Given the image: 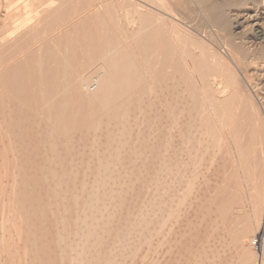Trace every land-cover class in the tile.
Listing matches in <instances>:
<instances>
[{
    "label": "rangeland",
    "instance_id": "1",
    "mask_svg": "<svg viewBox=\"0 0 264 264\" xmlns=\"http://www.w3.org/2000/svg\"><path fill=\"white\" fill-rule=\"evenodd\" d=\"M158 2H157V0H0V80H1L0 81V99L2 97V99H1L2 102L0 104V108L2 109V115L4 118V123L0 122V164H1L0 165V264H42L41 261L44 263V261L47 260L45 258L43 259V257H45L46 254L48 257L50 255V257H49L50 259L48 258V261L50 260V263L52 262V264H56V262L58 263L59 260L62 259L60 257L61 256L64 257V254H65V258H63L62 260L66 259L67 261L66 262L63 261L61 263L66 264L69 261L68 259H70L69 262L72 264L73 262L70 258V257H72V256H70L72 254L70 253V248L68 246L70 239H67V238L70 237V235L71 236L73 235L72 230L75 228L74 225L71 223V220L74 218L71 215H74V216L76 215L74 213V211H72V210H75V209L77 210V208H75L73 206L75 205L76 202L79 203V201H80L79 204L85 202L86 199H89L91 196V193L87 194V189H86V192H85L86 194L82 195V197L84 196V198L79 197L80 199H77V201L74 200L73 201L74 205H73V202H70L71 203V205H70L69 200L66 203L64 201L65 204H62L63 202L59 203V202H61V200H59L61 198H57L59 200V202L53 204L54 208H51V205H52L51 203L57 202V201H55L56 198H51V196L53 195V192H51V189L53 190V188L56 187L57 185H60L61 188H64V182H65L66 176H64L63 174L68 171V170H64V169H69L68 168L69 166H67L66 163H61L59 161L57 162L55 160L52 161V158L50 159V157L49 158L47 157L48 159L45 158V156H47V154L51 153V149H52V148H50V146H48L50 149L49 148L47 149V145H49V144L48 143L46 144L45 143L46 141H44V140H46L45 135H47V137H48L47 133L44 134L43 132L40 131L42 133L43 137L42 136L37 137V136L41 135L39 132V135H37L36 136L37 138H35V139H38L39 141L33 140L37 131L34 130L35 134L31 133V131L32 132H34V131L29 126H27V130H24L23 128L26 127V124L23 125V123H21V124L18 123L20 126L22 125L21 130H23V131H21L20 128H16L20 131V134L17 130L16 131L18 132V135H15L16 131H15V134L12 133L15 130L14 128L13 129L11 128L12 123L10 122L11 124L10 123L7 124L9 122L8 120H12V114H10V112H8L7 110L9 109V111H10L14 101L18 102L19 106L14 104L13 108H15V109L17 108V110H18L21 107L20 100H19V99H21V96H16L18 93H20L21 90L23 92L21 91L20 95H22L25 92L24 93L25 95H23V96L25 98H27L26 101H25V98L22 99L23 105L28 100L31 101L30 99L32 98V97L29 98V95L27 97V94H26L27 90H26V88H24V86H23V88H21L19 86V83H21V81H19L18 84L16 83L18 80H20V79L17 80V78L18 77L21 78L22 76H23V78L25 77V79H22V78L21 79L24 80L25 84L27 85L26 87H28V84H29L28 81H30V82L32 81L33 73H35L34 76L36 78L37 77L40 78L39 81H36V83L42 82V80H41L43 77L42 75L46 76L47 75L46 72L51 73L50 69L52 67H54V66H52V64L54 63L53 57L54 58L57 57L59 59L62 56L59 59L60 61H62V59H64V57H65V55L63 53L66 52L68 54V52L70 50L73 51V49H74V51H76L75 52L76 54L75 55L73 54V56L72 55L71 56L73 57L74 61L78 62V63L75 62V64L77 66L76 65H74V66H76V67L79 66L78 68H80L81 65L84 62L86 63V61H87L86 58H84V53L82 52V50L87 49V51L89 53V51H91V49L93 48L92 47L93 44H97L98 42H100L98 40L104 38L103 36L107 35V34L108 35L105 38L110 39L108 36H110V35L112 36L113 34H115L114 31L117 30V28H119V27H120L119 28L120 31L122 30V33L126 34L127 22L125 21V15H127L128 13H130V15H131V16L128 15L130 18L135 19L133 25H131V26H133V28H140L142 26V30L144 29L143 31H141L142 35L140 33V36H147V34L149 35L151 33V31L154 30L153 27L152 28L149 27V24L151 25L154 23V22H152L154 20H155V23L157 22L156 24L158 26H161V24H163V23H168L172 28H174L175 36H176V38L179 39V40L178 39L177 40L179 42L180 48L183 46L182 49L179 48V51L182 53H179V51H178L175 55V63L177 65V68L179 69L178 74H177L178 80L180 78L183 79V80L180 79L179 85L182 83L180 86L182 92L184 90H187L188 89L187 87L189 85L192 87L193 90L195 89L194 91H195L196 96L193 97L192 101H194V102H192L191 106H192V108L196 107L195 108L196 110L193 109V112H192V113L196 114V115L193 114V116L196 117V119H195L196 127L199 123L200 124L197 127V129L199 128V130L196 129V134L194 136H195V138L199 137L198 140H199V143L201 142L200 146L203 150L200 148V146L197 147L198 149H200V150H197V152L200 151L201 153L200 152L196 153L197 157L194 161V166H195V167L193 166L194 172L192 171L194 173V176H193L194 178H192V180H191V182L194 184L191 183V185H192V186H190L191 189L187 190V194L185 193L184 195H182V193H181V195L184 197V199H183L184 201L179 206V209L176 212V214H174L172 217H170L171 221L168 220V222L170 221L172 223L167 222V224H166L167 226H171L170 224H172V226L168 227V228H167V226H165L166 229H162L164 227L162 226V224H161L162 222L160 221V220H163V216H162V219H160L161 216H159V213H162V210L160 212H159V210L156 211L158 206L160 209L162 201H163V198L157 197L158 195L161 196L162 193H161V195L159 193H156V191L161 192L160 191L161 189L159 188V185H158L160 183H158L156 181V179L159 178V176L157 174H154L156 176H150L153 174L152 171L154 169V166H155L154 172L156 171V168H159L157 165L154 164V165H152L153 167L151 166L152 167L151 168L150 167L151 163L147 162L149 165L147 163L146 164L149 166V168L145 171V169L147 168L146 167L147 165H146L145 166L146 168L143 167L144 169L141 168L139 171L138 168H139L140 164L139 165L137 164V166L134 165V167H135L134 169H132L133 166L131 164H129V166H128V163H125V164H127V165H125L127 168L124 167L123 164H121V167H123L124 171L121 170L122 171L121 172L120 170H118L117 173H119V174L120 173L122 174L123 172H124V174L126 173L125 176L123 177L124 181L121 178L124 174L123 175L120 174V178L116 177V176L119 177V175L115 176V174H117V173H115L117 171L116 168H118L116 166V164L110 165L111 166L110 168H108L109 166L108 167L104 166L105 168L102 166V168H100V169H106L104 172H102L100 169H98L99 166L94 165V164L90 165L88 167H86L87 165L84 163L79 165L80 169L78 171H81L83 169V173H81L82 171L78 172L79 176L75 175L77 173V171L75 173H72V174H74L72 176L73 178L74 177L77 179L79 178L78 182H80V180H83L82 176L86 177V179L92 178L89 176V174L91 175L94 173L93 175L97 177V175H95V173L99 172L98 177L100 176L99 178L101 180L104 179V181H102L101 184H104L103 182H106V181L109 182V184L111 182L110 185L109 184L105 185L106 184L105 183L101 187H106V188L110 187L109 191H114V193L120 194L119 196H122V197H120V199H122V198L124 199L122 201L119 199L116 200L114 197L118 198L119 196L115 195V196H112V198L115 199V200H113V199H111V195L113 192L112 193L110 192V194H109V192L105 188L101 189L99 187V190L96 193L97 194L99 193V195L102 197H104L108 193L110 195V198L107 196L106 197L109 198V200L110 199L113 200V202L110 200L112 203L109 202L108 204H111V205L106 206L108 204L105 201L106 203H104V204L106 207L104 206L105 211H103V213L105 215L100 214V212H98L100 214V215L99 214L98 215L100 216V218L101 217L104 218V220L110 219V222H111V224H113L114 228L112 227V225H110V222L108 221L109 223H107V224L109 226L107 227L108 229H106L105 227L107 225L104 223V220L101 221L100 218H98V220H99L98 223L100 224V221H101L102 224L104 223V226L105 225L106 226L104 227L101 224L103 227L100 225V228L101 227L102 228L101 229L97 228V229L99 231L101 230L102 232H100V234L105 235L106 237L105 236H103V237L99 236L100 234L98 233V231H96V233L91 236L92 240L90 238H89V240L92 242L93 245L96 244V246H98L99 249H100V245L102 243H103L102 245H105L106 248L101 246L103 248V249L101 248L102 251H101V249H100V251H99V249L97 251V249L95 247L96 251L95 250L93 251V249L91 250V247L93 248L94 246L90 242L89 244H91V246H89L86 249V251H87V253H85L86 255L85 256L83 255L85 250L81 254L84 256L83 264H89V263L91 264V262H93L92 264H94V263H96V264L102 263L103 264V262H104V264H106L107 262H108V264H119L120 260H121L120 264H123V263L124 264H155V263L156 264H264V250H263L264 249V236H263L264 235V128H263L264 127V118H263L264 113H263V109L261 108V106L263 107V105H260L258 103L257 105H260V106H257V108L258 109L261 108L262 111L260 110V112H259L258 109H256L255 114H254V113H252V111L248 110V105H249L248 104V98L245 96V94H242V96H241V94H238L240 96H237V98H234L233 102L229 103V105L231 107V111L227 112V113L225 112V114H227V115H223L220 118L222 120L224 119V121H222V122H224V124L220 129L221 134H222V140L220 141V143L218 142V139L214 141V144H215L214 145L215 149H213L214 151L211 149L206 150L205 149L207 146L206 143L211 141V140H214L212 138V135L210 134L211 129L209 127V125L211 126V124H213L214 118L210 114V112L208 110L209 109L208 105H206L205 100L201 99V97L204 98V95L202 96V94H201V97H200V93H202V92L199 91L198 88H201L203 85V87L201 89L204 88V90H205V87H206L205 91H207V93L209 92L211 94V92L213 93L212 89L214 90L215 86H216V84H212L213 83L212 81L215 80L214 79L215 77H217L216 80L218 82H220V80H221V82H226L227 73H229V72L225 68L226 67L224 65L225 62H224V60H222L223 57H221V55H218V51L220 54L222 53L223 54L222 56H224V58L226 57V59H227V56H226L227 52L225 54L223 53L226 51V49H225L220 37L217 35V37H219V41H221V42H218L217 41L218 38H216V36H215L217 33L214 32V34H213V32H212V31H214L213 28L210 27V25H207V23H205L204 20H202V18L197 19L194 17V19L193 18L187 19V17H184V15L182 14L183 10L179 11L180 8H177L173 4L168 6L169 0L167 3L164 2V3H166V5H164V3H162V2H160L161 3V5H160V3H158ZM160 6H161V8H160ZM162 6H163V8H162ZM173 7H175V8H173ZM182 15L184 18L182 17ZM98 17H99V20H98ZM100 17H103V18H100ZM28 19H29V21H28ZM100 19L101 20L105 19V20L100 21ZM190 19H191V21H190ZM192 19H193V21H192ZM199 19H201V22L202 21L204 22V23L202 22L203 26H202ZM147 21H149V22L147 23ZM99 22H100V24H99ZM191 22H193V23H191ZM198 22H199V24H197ZM114 23L116 25H114ZM144 26H145V28H144ZM19 27L21 30L19 29ZM123 28H125V29H123ZM104 29H105V31H104ZM108 29H110V30H108ZM149 29H151V30L149 31ZM210 29H212V30H210ZM230 30H231V32L235 33V35L241 36V34H237V31L235 32V30L232 28V26H231ZM103 32L104 33L106 32V34H104ZM101 33H103V34L101 35ZM210 34H211V36H210ZM101 36H102V38H101ZM213 36L215 37L216 40H214ZM94 37H96L98 39H95ZM91 38H94L95 41H93L94 39L91 40ZM68 39L69 40L71 39L70 41L72 43H70V41ZM87 39H89V40H87ZM82 40H84L85 42L86 41H88V42H86V43L84 42V46H82V44H83ZM73 41L77 44L75 45V43H73ZM79 41H81V42H79ZM211 42H212V44H211ZM68 44L70 45V47ZM71 44H74V46H76V48H74V46ZM78 44H80V45H78ZM217 44H220V46L221 45L222 46L220 47ZM204 45H208V46H204ZM88 46H90L91 49H90V47L88 49ZM95 46L96 45H94V48H93L94 50H95ZM80 47H82V50ZM214 47L216 49L219 47V49H217V51H216V49ZM65 49H68V50L65 51ZM188 49H189V51H188ZM74 51L73 52L70 51V53L72 54V53H74ZM214 51L217 53H215ZM212 52L215 53V55L213 54L214 56L212 54H210ZM58 53H60V54H58ZM69 54L66 56L69 57ZM81 54H83V55H81ZM91 54H94V51H92ZM50 55H52V57H51L52 60L47 58L48 56L50 58ZM186 55H188L189 57ZM71 56H70V58H71ZM40 59H42L41 61L43 63H41V61L40 62L37 61L40 63L39 64L40 66H39L38 63L36 62V60H40ZM211 59H213L214 61ZM47 60H49V61L51 60L52 63H48L49 61H47ZM177 60H179V62H177ZM74 61H73V63H74ZM215 61H217V62H215ZM219 61H220V63H219ZM33 63H34L35 67H37V65H38V67L36 68L37 70L34 68ZM55 63H54V65H57ZM183 63L184 64L186 63V65L189 66V69H187L186 65L184 66ZM200 63H202V64H200ZM205 63H207V64H205ZM216 63H217L218 67L215 65ZM49 64L51 65V68H49L50 67ZM99 64H101L100 61L98 63H96V61H95L93 64L94 67L89 68L90 71L89 70L87 72L80 71V79L77 83L75 82L73 85L75 87L74 88L75 93H77V94L79 93L83 97H86L89 95V93H91V91L93 89L95 90V87H96L95 86V84H96L95 80L97 79V83H98V80L100 79V77L102 75V70H100L99 68L96 69V67L99 66ZM212 64H214V66ZM219 64H221L222 67L219 66ZM58 65H59V62H58ZM68 65H70V64H66L65 66H68ZM178 65H179V67H178ZM46 66H48V67H46ZM42 67L43 68L45 67L44 70L42 69ZM192 67L194 69H192ZM24 68H31V69H24ZM218 68L221 72L219 70H218L219 72L216 71ZM19 69H21V70H19ZM45 69L47 71H45ZM30 70L33 72H31ZM25 71H27V72L30 71L28 73L29 74L31 73L32 75L27 74V76H26L27 72H25ZM187 71H188V75H189V71H190V74L192 73L191 74L192 77H191V75H189L191 78L187 75ZM214 71H216V73H214ZM224 71H227V72H224ZM185 73L187 76L185 75ZM200 73L202 75H200ZM204 73H206V74H204ZM21 74H22V76H19ZM36 74H38V76ZM198 74H199V76H198ZM217 74H219V75L217 76ZM225 74H226V76H225ZM39 75H40V77H39ZM75 76H76V74H75ZM75 76L73 75L72 79L75 78ZM223 76H224L223 79L219 78V77H223ZM15 78L17 81L15 80ZM26 78H27V80H26ZM36 78L34 79V77H33V80H37ZM192 78H194L195 81ZM197 78H198V80H197ZM199 78H202L201 81ZM190 79L192 80V82ZM69 80H71V77ZM186 80L187 81L190 80V82H186ZM206 80L209 81L208 85H207ZM24 82L22 81V83H23L22 85H25ZM50 82H52V81H50ZM200 82H202V83H200ZM34 83H35V81H34ZM34 83H32V86ZM49 83H48V85H49ZM192 83H193V85H192ZM13 84L16 85L15 87L17 88L18 91L20 90L19 92H17V91L12 92ZM51 84L52 83H50V85ZM200 84H201V86H200ZM6 85H7V87H6ZM185 85H188V86H186V88H185L184 87ZM8 86H9V89H11V90L8 89ZM38 86H39V84L34 85L35 93H37L36 91H38L37 90ZM193 86L195 88H193ZM208 86H210L211 92H210V88ZM42 87H44V85H42ZM54 87H52V88H54ZM35 88H37V89L35 90ZM13 90H16V89H13ZM196 90H198L199 92ZM28 92H29V89H28ZM185 92L186 91L183 92L184 94L182 97V101H184ZM63 93H65V92H63ZM66 93L69 94V92H67V91H66ZM11 94H14V95H11ZM68 94H66V95H68ZM61 95H62V93H60V96ZM11 96H15L16 98H18V100H16V98H14V97L12 98ZM58 97H59V95L56 96V99ZM199 98L201 100H198ZM227 98L229 99V97H227ZM11 100H12V102H11ZM36 101H38V100H36ZM196 101H198V102H196ZM200 101H202V102L200 103ZM8 102H11L10 108L8 106V105H10ZM3 103H4V105H3ZM202 103H204V104H202ZM37 106H39V102H38ZM68 106L69 107H75V106H78V103L75 101L74 98H72L68 101ZM197 106H199L200 108L203 107L204 110L202 109L200 111V108ZM198 108L200 111V113H198L199 115H197ZM202 111H204L205 113ZM187 112L188 111H184V113H183L184 115L180 116V118H182V119H180V126L181 127L183 125L182 123H184V121L188 120V119H185V118L189 117ZM5 113L7 115L9 114L10 117H9V115L7 116ZM186 115H187V117H186ZM210 116L212 119L210 118ZM7 117L11 118V119L7 120ZM260 117H262V118H260ZM15 120L14 119L12 120L13 123ZM196 120H198L199 123ZM211 120H213V121H211ZM5 123H6V125H5ZM8 125H11L10 128ZM20 126L17 125V127H20ZM196 127L194 126V128H196ZM5 128H8L7 130L11 129L12 132H11V130H9V132H6V131L3 132L2 130H6ZM28 129H30V131H28ZM207 129H210V130L208 131ZM200 130H201V135H199V132H198ZM24 131L25 132L28 131L27 132L28 134L25 133ZM197 132H198V134H197ZM9 133H10V135L13 134V136H10ZM22 133H24L23 136H20V138H19V135H22ZM26 134H27V136L31 135V136H28V138L29 137H31V139L33 138L32 140L29 138L30 141H32L33 145H34V143H37V144H35L36 147L38 145V147H40L41 150L44 148L43 151H41V152H44L43 155H41L42 153L38 154L40 152V150H39L40 148L39 149L37 148V151L39 150L38 152H35L36 149L33 152L34 154L36 153L35 155H38L37 156L38 160L40 159V162H42V164L40 166L37 165L39 163V161L36 160L37 158L34 157L35 156L34 154H33V157H34L33 160H36L35 162H36L37 166L35 165V163L32 159L31 160L33 162L30 160V156L25 158L26 163H28V161L30 160L29 161L30 164L22 163V162H24V160H22V159H21L22 162L20 161L19 155L21 153L20 152L21 147L23 148V144H22V146L20 144V143H23V139L22 140H20V139L22 137H24V140H25L24 143L26 144L27 143L26 140H28V138L27 139L25 138ZM204 134H205V136H204ZM196 135H197V137H196ZM219 136L220 135L218 134V137ZM5 137H7V138H5ZM16 137H17V139L19 138V140L21 142H19V140H16ZM210 137H211V140H210ZM13 139L18 141V144H16V141H14ZM40 140H42L41 143H39ZM10 141L12 143H10ZM30 141H28V142H30ZM253 141H254L255 145L253 144ZM14 142H15L16 146H15V144L12 145ZM42 142L45 143L44 145H46V146H44L42 144ZM250 142L252 144H250ZM8 143H10L12 145L11 148H10L11 145ZM32 143L30 142V144L28 143V145L32 146ZM7 144L10 146L8 147ZM18 145H20V147ZM28 145L26 144L25 147H27ZM14 146L16 148L18 146V150H16L17 153L13 151L15 154L13 156L12 150L16 149ZM31 146H30V148H31ZM25 147L23 149L24 155L21 154L20 157L22 155L25 157L29 153L30 154L32 153L33 150L28 148L29 153L27 152V154H26L25 149L27 150V148H25ZM32 147H33V149L36 148L34 146H32ZM9 150H11V151H9ZM47 150H50V151H47ZM18 151L20 153H18ZM45 151H47L46 155H45ZM10 152L12 153V155ZM199 153H200V155H199ZM203 154H204V156H203ZM17 155H18V158H16ZM39 155H40V157H39ZM5 156H6V158H5ZM41 156H43V158H45V161L47 160V163H44V161H43L44 159H41L42 158ZM200 157L202 158L203 161L201 160ZM14 158H15V161H12V160H14ZM212 158H213V161H212ZM27 159H28V161H27ZM49 159L51 162L49 161ZM16 160H17V162H16ZM196 161L198 163H195ZM31 162L33 165H31ZM17 163H19V164H17ZM20 163H22V164L20 165ZM143 164L144 163H142V165H140V166L145 165V164L144 165ZM27 165L32 166V167H29L30 170H29V168H27ZM117 165H120V164H117ZM19 166H23V169L26 166L25 170L27 172L29 170L30 175L26 171L24 174H23V172H20L21 169L20 170L18 169ZM81 166L83 168H81ZM112 166L114 169H112ZM115 166H116V168H115ZM33 167L35 170L33 169ZM92 167H94V168H92ZM121 167H119V168L121 169ZM128 167L130 168L129 172L127 171ZM136 167H138V168H136ZM40 168H41V170H40L41 174H42V172L44 173V175L46 174V176L48 174L47 178L45 176V179H42V178H44L43 175L38 173V171H39L38 169H40ZM50 169L51 170L53 169V171H51ZM88 169H90V172H92V173H90ZM96 169H97V171H95ZM135 169H136V171H138V173L140 172L139 173L140 176H141V174L143 175V176H141V179H140V177L138 178L136 176L138 173H135L136 172ZM149 169L151 172L149 171ZM195 169H196V171H195ZM16 170H18L17 172H19L20 175H19V173L18 174L16 173ZM87 170H88V172H87ZM107 170H108V172H107ZM109 170H111V171H109ZM114 170H116V171H114ZM141 170L142 171L144 170V171L142 172ZM50 171H51V176L49 175ZM100 171L102 173H105V174H101ZM147 171H148V173L150 172V175L149 174L147 175V173H146ZM34 172H37V173L35 174ZM109 172H111L112 175ZM112 172H114L115 174ZM69 173L71 174V172H69ZM38 174L40 175L42 180L39 178ZM52 174H54L56 176H54V175L52 176ZM70 174H68V176ZM71 175L69 177H71ZM93 175H91V176H93ZM17 176L21 179L27 178L28 180L27 179L23 180L25 182L27 181L25 183L27 185L29 183L30 178H32L31 180H33V177H34V179L38 178L39 182L37 180H34V181L30 180V187H31V185H32L33 189L35 187V192H37V193L39 191L38 188H41L45 191V188L47 189L48 185L50 186V184L52 186L55 184L56 186L54 185L53 187L52 186L48 187L51 189H48V191L50 190L49 191L50 194L48 193V195L46 197H45V195L47 194V192H43V190H40L39 193L37 195H35L33 189H31L30 187H29L31 189L30 191H33V192H30V191H29L30 193L27 192L29 190V188L26 187L27 185L23 186V185H25L24 183H22V185H21L20 181H22V180L20 179V181H19V178ZM61 176H62V179H61ZM146 176H149L150 178L152 177V179L148 180ZM28 177H30V178H28ZM134 177L136 179H138V181H136V179ZM142 177H144V178H142ZM153 177H156L155 181L157 182L158 190H155V188H157L156 183H155V186H152L150 189H146L149 186L148 184H152V183L154 184ZM16 178H18V179H16ZM51 178L53 180H51ZM67 179L68 178H66V180ZM146 179L148 180L149 183L146 181ZM40 180H41V182L43 181L42 184H39V183H41ZM61 180H62V182H61ZM87 180H88L87 183H89L91 179H87ZM101 180H100V182H101ZM129 180L131 182L133 181L132 182L133 185ZM150 180L151 181L153 180V181L151 182ZM193 180H194V182H193ZM15 181H17V183H19L18 184L19 186L17 185V183ZM53 181H55V182H53ZM31 182L32 183L35 182L34 187H33V184ZM119 182H120V184H119ZM44 183L47 187L44 186ZM125 183L126 184L128 183V184L126 185ZM146 184H147V187L145 186ZM86 185H85V188H88ZM113 185H117V186H113ZM142 185L144 186V188ZM132 186L134 188H132ZM117 187L118 188L122 187L123 190L125 188L126 191L120 190L122 188H120L118 190ZM27 188H28V190H27ZM172 188H173V186H172ZM176 188H177L176 185H174V188L170 191H174ZM18 191H20V193ZM24 191H25V193H24ZM106 191H107V193H105ZM119 191H121L122 193ZM31 193H32V195H30ZM40 193L42 195L46 193L45 195H43L44 199L42 198V195H40ZM51 193H52V195H51ZM101 193H104V195ZM114 193H113V195H114ZM125 193H127V196L124 195ZM129 193H131V195ZM21 195L22 196H28L29 195L28 196L29 199L27 197L26 198L24 197L25 200H23L24 198L21 197ZM34 195H35V198L33 197ZM40 196L43 200L40 199ZM15 197H16V199H15ZM19 197H21V198H19ZM49 197H50V200L52 199L51 203L49 201ZM102 197H101V199H102ZM17 198H19L20 200L17 201ZM35 199H36V201H35ZM47 199H48V201H47ZM53 199H54V201H53ZM81 199L83 202H81ZM21 200H22V203H21ZM33 200L37 203L33 202ZM38 200H40V201L42 200L43 203H41L42 201L40 202ZM44 200L48 203L47 204H46V202L44 203ZM231 200H232V202H231ZM23 202L26 204L28 203V205H26V206L24 204V206L27 208H28V206L30 208H32L30 204H32L33 207H34L33 204H35L34 209L32 208L35 211L37 210V207H39L36 205L42 204L41 206L42 207L44 206L45 211L47 209L48 212L46 211L47 213L45 214L44 210L41 211L44 208L41 209V207H39L38 210L42 212L41 213L42 216H41V214H39L40 212L37 211L35 214L37 215V217L39 216V218H37L35 216L37 218V222H36V221H34V216H33L35 211L33 212L31 209L28 211L30 213L32 212L31 214H29V216H28V214H26L28 212L22 213V214H26L25 215L26 217L28 216L27 218H25L24 215L22 216L20 211H22V210L26 211L27 209L23 206V208L26 210H24V209L19 210L20 207L18 206V205H20V206L23 205ZM117 202H118V204L121 202L119 205V207L121 206L120 207L121 209H119L117 207L118 206V205H116ZM149 202L150 203L153 202V204H150ZM157 202H159V203H157ZM59 204H62L66 208H69V209L67 210L62 205H61L62 207H59L60 206ZM149 204H150V206H148ZM81 205H83V204H81ZM87 205H89V202ZM113 205H114V209H111V208H113L112 207ZM142 205L143 206L145 205L144 208H142L143 207ZM46 207H49V208H46ZM55 207H56V209H55ZM76 207H78V206H76ZM139 207H141L142 209H139ZM80 208H81V206H80ZM49 209H51L50 212L53 211L54 213L50 214ZM52 209H54V210H52ZM61 209H62V214L60 215L61 217H59V215H57V214H58V210H61ZM102 209H103V206H102ZM151 209H152V211H151ZM223 209H224V211H223ZM137 210L139 211L140 214L142 213V211H143V213H145L143 216L141 215L142 218L139 215V213L137 212ZM64 211H67V212H65L66 214L64 213ZM59 212H61V211H59ZM70 212H72V213L69 215ZM101 212H102V210H101ZM107 212L108 213L110 212V213L107 215ZM121 212H122V214H121ZM153 212H155L154 214H156V216L153 215ZM156 212H159V213H156ZM218 213H220V214H218ZM222 213L223 214L226 213V216L224 218H223ZM43 214H45L47 217L43 216ZM112 214H113V216H111ZM56 215L58 216L59 220H58ZM152 215L155 219L158 217L156 219L157 221H155V220H153V222L149 221V218H151ZM160 215H162V214H160ZM32 216H33V219L32 218L28 219ZM67 216H68V218H69V216H71L72 219L70 220V218H71L70 217L68 220ZM137 216L140 217L141 219H139ZM153 217H152V219H153ZM40 218H41V220H40ZM46 218L50 222H47ZM55 218H56V220H55ZM23 219H24V222L26 219H28V220H26V222L32 221L31 226L34 225V227L29 228V222H28V224L25 222L27 224V225H25L23 223ZM43 219H45V220H43ZM125 219H127L129 221L133 220L134 222L136 221L135 222L136 224L132 225L131 221L130 222L127 220L125 221ZM39 220H40V222H39ZM57 220L59 222H60V220H61V222H64L62 224L60 222L59 226L56 225V228H57V226L58 227L61 226L58 229H60L64 233L63 236L62 235L59 236L57 233H60L61 231L54 228L55 224H58ZM112 220H113V223H112ZM46 222H47V224H46ZM134 222H133V224H134ZM37 223H38V225H37ZM49 223L51 226L48 225ZM65 223L68 225L66 226ZM69 223H70V226H69ZM147 223H149V224L147 225ZM159 223H160V226H159ZM115 224H116V226H115ZM223 224H227V226L232 225V227L234 229H232L230 227L229 230H233L234 232L235 231L238 232V230L240 232V230H242L241 233H237V234H241V235L243 234V236H245V239L243 237V239H244L243 244H241L242 242L240 243L236 240L234 242L232 239H231L232 241L231 240L229 241L228 240V239H230L229 236H228V239H225L224 233L222 235H220L219 234L221 232L220 228ZM229 224H231V225H229ZM44 225H46V226H44ZM63 225L65 227H63ZM71 225L74 228H72ZM130 225L134 226L133 229H132V226L130 227ZM26 226H28V227L26 228ZM36 226H38L37 229L39 230L40 233L36 229ZM110 226H111L112 230H111ZM119 226L126 227V230H125V228L121 229L123 227L120 228ZM66 227H69V228L67 229ZM117 227L120 228L117 231L118 233L116 232L118 235L115 233V230H114V229H117ZM24 228H26V229H24ZM50 228H51L52 232L54 231L55 233L50 232L51 231ZM61 228H63V230H67V231L69 229L70 230L72 229L71 230L72 233H70V231H68L69 233H66ZM64 228H66V229H64ZM137 228H138V230H137ZM23 229L25 230V234H24V231H22ZM28 229H29L30 235L28 233H26V230H28ZM129 230L131 232H129ZM165 230H166V233H165ZM30 231H33V234H32L33 236L31 235ZM34 231L37 232V234H35ZM44 231H45V233H44ZM106 231H108L109 233H107ZM62 232L60 234H63ZM236 232L233 233L231 231L230 234L232 236L233 235L236 236L237 235ZM246 232H248L249 234ZM38 233L40 235H38ZM119 233L122 237L123 236H125V237L127 236V237L126 238H124V237L120 238ZM34 234L36 235V237H34ZM43 234L45 235V237H44L45 239L48 238L49 236H52L53 234H55L56 238L53 235L54 240L56 239L58 242L62 241L63 244H61V242H59L60 244L57 245L58 243L56 241H54L52 237H50L51 238L50 241L52 242V244L57 243L56 246L52 245L51 243H47V240H48V242H50L49 238L45 240L46 241L45 244H47V245H44V239H42ZM65 234L66 235L68 234V237H66ZM108 234H110V236ZM37 235H38V238H41V236H42V238L39 239L40 240L39 243L41 246L40 245L36 246L37 245L36 242L38 240ZM57 235H58V237H57ZM26 236H28V237H26ZM93 236L99 237V238L101 237V239H103L105 244L102 240H101V242H102L101 243L98 238H94ZM144 236H145V239H144ZM147 236H148V238H147ZM25 237H26V239H25ZM32 237H33V241L36 240L34 243L31 240ZM104 237H105V239L107 238L108 240L112 241L113 245L115 246L116 250H118V252L115 249H114L115 251L113 250L112 243H110L111 245L108 243V241H107L108 244L106 243V241L104 240ZM165 237L168 239H166ZM253 237H255V240H253V241H255L256 243L254 245H253V242H251L249 245L246 244ZM27 238L30 239V241H31L30 244L33 243V246L35 245L33 247L34 250L32 248V245L29 244V240H27ZM59 238H61V239H59ZM119 238L122 241H119ZM163 238H165V239H163ZM62 239H65V241L68 242L67 245H65L64 247H66V246H68V247L64 248L62 246L65 243L64 240H62ZM94 239H96V241ZM147 239H149L150 241L147 242L146 241ZM161 239H163V240H161ZM98 240L101 244L99 242H97ZM137 240L139 242H137ZM42 241H43V244L41 243ZM115 241L118 242V243L116 242L117 245H116ZM129 241H130V243H128ZM140 242H142V243H140ZM165 242H166V244H165ZM237 242H238V244H236ZM123 243L125 245H123ZM126 243H127V245H126ZM138 243H140L141 245H138ZM162 243H164V244H162ZM27 244H29V245H27ZM50 244L52 245V247L49 248V246H51ZM42 245L47 246V249L46 248L44 249V247ZM60 245L62 248L60 250L58 248L56 249L57 246L60 248ZM69 245H70V243H69ZM108 245L111 246L112 249L109 248ZM29 246L32 249L28 248ZM166 246H167V248H166ZM242 246H244V247H242ZM35 247H36V249L38 247H41L43 249V250H41L40 248H38L41 250V253L43 252L42 258H41L43 260H39V257L36 256V255L40 256L41 253L37 254L36 251L40 252V250H36ZM134 247H135V249H134ZM48 248H49V250L50 249L51 250L49 251ZM248 249H250V250H248ZM55 250H57V251H55ZM32 251H34V253H36V255H34V253H32ZM103 251H106V252L108 251L110 255L112 254V256L114 255L115 252L117 254H115L116 256H113L111 258H110V255L107 256L111 259L110 260L107 257H105L108 252L105 254ZM112 251H114V253H110ZM246 251H248V252H246ZM97 252H100V254L102 252L104 254V256H103L104 259H102L103 258L101 256L102 254L98 255L99 253L97 254ZM48 253H49V255H48ZM59 253H61V254L64 253V254L63 255L60 254L61 256H59ZM90 253H92V254H90ZM53 255L56 256V259H57L56 262H55V260H56L55 256L52 258ZM57 255L59 256V258ZM89 255L91 257L94 255V257L91 258ZM97 255L99 257L101 256L102 258L100 257V260H99ZM87 256L89 257V259L90 258L92 259V261L87 260V261H90L89 263L85 259V258L88 259ZM94 259H96L95 260L96 262H94ZM102 260H103V262H100ZM104 260H106V263ZM47 262H45L44 264H47ZM69 262H68V264H70ZM50 263H48V264H50ZM61 263L59 262V264H61Z\"/></svg>",
    "mask_w": 264,
    "mask_h": 264
},
{
    "label": "bare ground",
    "instance_id": "2",
    "mask_svg": "<svg viewBox=\"0 0 264 264\" xmlns=\"http://www.w3.org/2000/svg\"><path fill=\"white\" fill-rule=\"evenodd\" d=\"M159 1V2H158ZM144 2V1H143ZM157 2L158 3H160V2H162V3H164V2H168V0H157ZM131 3V2H130ZM166 3H164V5H166ZM169 5L168 6H170L171 4H173L174 6H176L177 8H180V10L179 11H182V14L184 15V17H187V19H189V18H193L194 19V17L195 18H202V20H204V22L205 23H207V25H210V27H212L213 28V30L214 31H212L213 32V34H214V32H216L217 34L215 35L216 36V38H218L217 39V41L218 42H221L222 41V43H223V45H224V47H225V49H226V51L225 52H223L224 54L227 52V59H226V57L224 58V56H222L223 54L221 53H219V51H218V55H221V57H223L222 58V60H224V62H225V68L228 70V72L229 73H227V77H226V82H221V80H220V82H218L217 80H216V78L217 77H215L213 80L214 81H210L212 84H216V86H215V89L213 90L212 89V91H213V93L211 92V88H210V86H208L209 88H210V92H211V94L209 95L208 93H207V91H205L206 90V87H205V90H204V88L203 89H201L202 87H203V85H202V87L201 88H198V90L199 91H201L202 93H200V97H201V94H202V96L204 95V98H202L201 97V99H203V100H205V102H206V105H208V110H209V112H210V114L213 116V120H211V121H213V124H211V126L209 125V127H210V129H211V131H210V134L212 135V138L214 139V140H211V137H210V140L211 141H209V142H207L206 143V150L207 149H211V150H213V149H215V147H214V141L215 140H217L218 139V142L220 143V141L222 140V134H221V127L223 126V124H224V122H222V121H224V119L222 120V119H220L223 115H227V114H225V112L227 113V112H230L231 111V107H230V105H229V103H231V102H233L234 101V98H237V96H240V95H238V94H241V96H242V94H245V96L248 98V110L249 111H252V113H254L255 114V111H256V109H258L257 108V106H260V105H263V107L261 106V108L263 109V113H264V0H169ZM151 5V4H150ZM160 5H161V3H160ZM154 6V5H153ZM152 6V7H153ZM167 6V7H168ZM166 7V6H165ZM117 8V7H116ZM154 8V7H153ZM160 8H161V6H160ZM162 8H163V6H162ZM173 8H175V7H173ZM176 8V9H177ZM175 9V10H176ZM157 10V9H156ZM161 11V10H160ZM139 12V11H138ZM177 12V11H176ZM147 13V12H146ZM127 14V13H126ZM176 14V13H175ZM99 15V14H98ZM114 15V14H113ZM128 15H130V13H128L127 15H125V21L127 22V24H126V28H127V32H126V34L125 33H122V30L120 31V27L119 28H117V30H115L114 31V33L115 34H113L111 37L110 36H108L110 39H108V38H105L107 35H104L103 37L104 38H102V36H101V38L102 39H100V40H98V41H100V42H98L97 44H93V48H94V45H96L95 46V50L93 49H91V47L90 46H88V49H89V47H90V49H91V51H89V53L91 54L92 53V51H94V54H89L88 53V51H87V49H85V50H82V47H80L81 48V50H82V52L84 53V58H86V63L84 64H82L81 65V67L80 68H78V67H76L77 65L75 64V62L76 63H78L77 61H74V59H73V54L75 55L76 53V51H74V49H73V51H74V53H70V51L71 52H73L72 50H70L69 52H68V54H69V57L68 56H66V55H68L66 52V54L65 53H63L64 55H65V57H64V59H62V61H60L59 59L62 57L61 55V57L58 59L56 56V58H54L53 57V59H54V63L55 64H57V65H54V63L52 64V66H54V67H52L51 68V65H50V67L49 68H51L49 71L51 72V73H49V72H46V76H44V75H42L43 77H42V82H37L36 83V81H39V79L40 78H36L35 76H34V74L35 73H33V77H34V79L36 78L37 80H33V77H32V83H34V81H35V83L33 84V86H32V83L30 82V81H28L29 82V84H28V87H26L27 85L25 84V82H24V80H22V79H25V77L23 78V76H22V74L21 75H19V76H22L21 78H17V80L18 79H20V80H16V78H15V80L17 81H15L17 84L19 83V81H21V83H19V86L21 87V88H23V86H24V88H26V94H27V97H28V95H29V98H31L30 100L31 101H27V102H25L24 103V105L22 104V99H24L25 97L23 96V95H25L24 93L22 94V95H20L21 94V91H20V93H18L16 96H21V99H19L20 100V105H21V107L17 110V108L15 109V108H13V105L14 104H16L17 106H19V103L18 102H16V101H14L13 102V105H12V108L10 109V111H9V109L7 110L8 112H10V114H12V120L14 119H16L15 121H14V123H13V121L12 120H8V119H11V118H8L7 117V120L9 121H7L8 123L7 124H9L10 122L12 123V129L14 128L15 130H14V132H12V130L11 129H9V130H11V132L13 133V134H15V131L17 130L18 132H19V134H20V131L18 130V129H16V128H20V130H21V128H22V125L20 126L19 124H21V123H23V125H25L26 124V127L25 128H23L24 130H27V126H29L33 131L34 130H36L37 132H36V135H35V137H34V139L33 140H36V141H39L38 139H35V138H37V137H41L42 136V133L41 132H43L44 134H48V137H47V135H45L44 137H45V139L46 140H44V141H46L45 143L47 144H49V145H47V149L49 148L48 146H50V148H52L51 149V153H49V154H47V156H45V158H49L50 157V159L52 158V161H59V162H61V163H66V165L67 166H69L68 168L69 169H64V170H68L66 173H64L63 175L64 176H66V178H68L67 180H66V178H65V182H64V188H61V186L60 185H55L56 187H54L53 188V190L51 189V188H48V187H51L52 185L50 184V186L48 185V187L45 185V183H44V186H46L47 187V189L45 188V191L43 190V189H41V188H38V190L40 191V190H43V192H47V194L45 195V194H43V195H45V197L48 195V193H49V191H48V189H51V192H53V195H52V193H51V198H56L55 199V201H57V202H54V203H51L52 202V199L50 200V197H49V201H50V203L52 204L51 205V208H54V206H53V204H55V203H58L59 202V200H61V202H59V203H62V204H65L66 202H68V200H69V203L70 202H73L74 200L75 201H77V199H80L79 197H82V195H85L86 193V189H87V194H90L91 193V196H90V198L89 199H86V201L85 202H83L82 201V199H81V202H83V203H81V204H83V205H81V204H79L80 203V201H79V203H75V205H74V202H73V207H75V208H77V210L75 209V210H72V211H74V213L76 214L75 216L74 215H71V216H73L74 218L72 219V217L71 216H69V218H70V220H71V223L74 225V227L71 225V227L72 228H74L73 230H72V232H73V235L71 236L70 235V237H68V234L66 235L65 234V236L66 237H68L67 239H70L69 240V243H70V245H69V243L68 242H66L65 241V239H62V240H64V245H62L63 247L65 246V245H67V243H68V246H69V248H70V253L72 254V255H70V256H72V257H70L69 255V257L71 258V260H72V264H83V261H84V256L86 255L85 253H87V251H86V249L89 247V246H91V244H92V242L89 240V238L91 239V236L92 235H94L95 233H96V231H98V233L100 234V232H102L101 230L99 231L98 229H101L103 226H104V223L107 225H105L104 227L106 228V229H108L107 227L109 226L107 223H109L110 222V219L109 220H104V218H100V214H104L103 213V211H105L104 209V206H105V204L104 203H106L107 202V204L110 202V203H112L113 202V200H124L123 198L122 199H120V197H122V196H119L120 194H117V193H114V191H109L110 190V187L108 188H106V187H101V186H103L105 183V185H107V184H109V182H103L104 184H101L102 183V181H104V179L103 180H101L99 177H98V174H99V172H96L95 173V175H97V177L96 176H94L93 174H91V175H93V176H91L89 173V176L90 177H92V178H87V179H91L90 180V182L89 183H87L88 182V180L86 179V177H84V176H82V179L83 180H80V182H78V179L77 178H73L72 176L74 175V174H72V173H75L76 171H77V173L75 174V175H78L79 176V174H78V172H81V173H83V169L81 170V171H78L79 169H80V167H79V165H81L82 163H84V164H86L87 166L86 167H88V166H90V165H97V166H99V168L98 169H100V168H102V166L104 167H108V168H110L111 166L110 165H115L116 164V166L119 168V167H121V164H123V166L124 167H126L125 165H127V164H125V163H128V166H129V164H131L132 166H133V168L132 169H134L135 167H134V165L135 166H137V164L139 165H142V163H144L143 165L144 166H140L139 165V168L138 167H136V168H138V170L140 171V169L142 168V169H144L143 167H145L148 163L147 162H149V163H151L150 164V167L152 166V165H157L159 168H156V171L154 172V170H155V166H154V169H153V171H152V175H150V169L153 167H151L150 169H149V173H148V171L146 172L147 173V175L149 174L150 176H156V175H154V174H157L158 176H159V178H157L156 179V181L158 182V183H160V184H158L159 185V188L161 189H159L161 192H158V191H156V193H159L160 195H161V193H162V195L161 196H159L158 194V196L157 197H161V198H163V201H162V204H161V207H160V209H159V206H158V208L156 209V211L157 210H159V212L162 210V213H159V212H156V213H159V216H161L160 217V219H162V216H163V220H160L161 222V224H162V226L164 227V228H162V229H166V227L165 226H167L166 224H167V222H168V220H170L171 221V218L170 217H172L174 214H176V212L178 211V209H179V206L183 203V199H184V197L182 196V195H184L185 193L187 194V190L188 189H191L190 188V186H192L191 185V180H192V178H194L193 176H194V161H195V159H196V153H198V152H200V151H198L197 152V150H200V149H198L197 147L198 146H200L201 145V142L199 143V140H198V138L199 137H197V135H196V137L197 138H195V134H196V129H197V127H198V125L200 124L199 122H198V120H196L199 124L197 125V127H196V125H195V119H196V117H194L193 116V114L194 113H192L193 112V109H195V108H192V106H191V104H192V102H194V101H192V99H193V97L194 96H196L195 95V89L193 90L192 89V87L189 85H185L184 87L186 88V86H188L187 88V90H184V91H186L185 92V96H184V101H182V97H183V92L181 91V84L179 85V81H180V79H182V78H180L179 80H178V76H177V74H178V68H177V65H176V63H175V55H176V53L179 51V48H180V45H179V42H178V38H176V36H175V32H174V28H172L168 23H163V24H161V26H158L156 23H155V20L154 21H152L151 19V21L152 22H154L153 24H149V27L150 28H154V30L153 31H151V33L148 35L147 34V36H140V33H141V35H142V32L141 31H143L142 30V26L140 27V28H133V26H131V25H133V23H134V21H135V19H133V18H130ZM140 15V14H139ZM183 15H182V17H183ZM111 16V15H110ZM131 16V15H130ZM153 17V16H152ZM183 17V18H184ZM100 18H103V17H100ZM113 19V18H112ZM141 19V18H140ZM193 19H192V21H193ZM31 20V19H30ZM98 20H99V17H98ZM105 20V19H104ZM104 20H101L100 19V21H104ZM159 20V19H158ZM200 20V22H201V19H199ZM28 21H29V19H28ZM143 21V20H142ZM190 21H191V19H190ZM106 22V21H105ZM114 22V21H113ZM116 22V21H115ZM149 21H147V23H148ZM151 22V23H152ZM162 22V21H161ZM203 22V21H202ZM202 22H201V24H202ZM203 22V23H204ZM104 23V22H103ZM110 23V22H109ZM191 23H193V22H191ZM99 24H100V22H99ZM197 24H199V22L197 23ZM196 24V25H197ZM103 25V24H102ZM101 25V26H102ZM114 25H116L115 23H114ZM142 25V24H141ZM139 26V25H138ZM202 26H203V24H202ZM231 26H232V28L235 30V32L237 31V34H241V36H238V35H235V33H233V32H231ZM85 27V26H84ZM129 27V28H128ZM147 27V26H146ZM188 27V26H187ZM196 27V26H195ZM144 28H145V26H144ZM148 28V27H147ZM146 28V29H147ZM178 28V27H177ZM19 29H20V27H19ZM87 29V28H86ZM123 29H125V28H123ZM198 29V28H197ZM207 29V28H206ZM21 30V29H20ZM108 30H110V29H108ZM151 29H149V31H150ZM210 30H212V29H210ZM18 31V30H17ZM104 31H105V29H104ZM182 31V30H181ZM190 31V30H189ZM196 31V30H195ZM148 32V31H147ZM210 32V31H209ZM17 33V32H16ZM104 33V32H103ZM103 33H101V35L103 34ZM197 33V32H196ZM208 33V32H207ZM15 34V33H14ZM104 34H106V32L104 33ZM209 34V33H208ZM212 34V33H211ZM211 34H210V36H211ZM179 35V34H178ZM184 35V34H183ZM186 35V34H185ZM217 35L220 37V39H221V41H219V37H217ZM98 36V35H97ZM187 36V35H186ZM190 36V35H189ZM209 36V35H208ZM100 37V36H99ZM185 37V36H184ZM214 37V36H213ZM87 38V37H86ZM85 38V39H86ZM95 39H98V38H96V37H94ZM94 38H91V40L92 39H94ZM211 38V37H210ZM84 39V38H83ZM95 39L93 40V41H95ZM178 39V40H177ZM189 39V38H188ZM206 39V38H205ZM69 40V39H68ZM71 40V39H70ZM69 40V41H70ZM87 40H89V39H87ZM212 40V39H211ZM214 40H216L215 39V37H214ZM67 41V40H66ZM83 41V44H82V46H84V40H82ZM195 41V40H194ZM204 41V40H203ZM79 42H81V41H79ZM86 42H88V41H86ZM85 42V43H86ZM90 42V41H89ZM70 43H72L71 41H70ZM73 43H75L74 41H73ZM95 43V42H94ZM202 43V42H201ZM77 43H75V45H76ZM90 44V43H89ZM211 44H212V42H211ZM69 45V44H68ZM71 45H73L74 46V44H71ZM78 45H80V44H78ZM217 45H219L220 46V44H217ZM204 46H208V45H204ZM203 46V47H204ZM222 46V45H221ZM220 46V47H221ZM67 47V46H66ZM69 47H70V45H69ZM68 48V47H67ZM74 48H76V46H74ZM183 48V46L180 48V49H182ZM215 48V47H214ZM223 48V47H222ZM70 49V48H69ZM216 49V48H215ZM217 49H219V47L217 48ZM217 49H216V51H217ZM66 50H68V49H65V51ZM209 50V49H208ZM213 50V49H212ZM223 50V49H222ZM186 51V50H185ZM188 51H189V49H188ZM187 51V52H188ZM197 51V50H196ZM211 51V50H210ZM64 52V51H63ZM215 52V51H214ZM51 53V52H50ZM81 53V52H80ZM86 53V54H85ZM179 53H182V52H180L179 51ZM215 53H217V52H215ZM215 53H210V54H214L215 55ZM48 54V53H47ZM46 54V55H47ZM58 54H60V53H58ZM62 54V55H63ZM45 55V54H44ZM53 55V54H52ZM52 55H50V58H49V56L47 57L48 59H51L52 60ZM72 55V56H71ZM81 55H83V54H81ZM86 55V56H85ZM213 55V56H214ZM54 56V55H53ZM59 56V55H58ZM70 56H71V58L73 59H71L70 58ZM180 56V55H179ZM186 56H188V55H186ZM212 56V57H213ZM67 57V58H66ZM81 57V56H80ZM177 57V56H176ZM189 57V56H188ZM195 57V56H194ZM211 57V58H212ZM216 57V56H215ZM82 58V57H81ZM180 58V57H179ZM187 58V57H186ZM218 58V57H217ZM56 59V60H55ZM76 59V58H75ZM78 59V58H77ZM201 59V58H200ZM214 59V58H213ZM213 59H211V60H213ZM42 59H40V60H36V62L37 61H41ZM50 60V61H51ZM59 60V61H58ZM199 60V59H198ZM204 60V59H203ZM202 60V61H203ZM215 60V59H214ZM213 60V61H214ZM220 60V59H219ZM221 60V61H222ZM47 61H49V60H47ZM48 62V63H52V61L51 62ZM73 61H74V63H73ZM96 61V63H98L99 61L101 62V64H99V66H97L96 67V69H100V70H102V75H101V77H100V79L98 80V83H97V79L95 80V82H96V84H95V90L93 91H91V93H89V95L88 96H86V97H83L82 95H80L79 93L77 94V93H75L74 92V83L76 82H78L79 81V79H80V71H84V72H87L88 70L90 71V69L89 68H91V67H94V62ZM98 61V62H97ZM212 61V62H213ZM39 62H37L38 63V65L40 64ZM58 62H59V65H58ZM80 62V61H79ZM177 62H179V60H177ZM182 62V61H181ZM185 62V61H184ZM215 62H217V61H215ZM214 62V63H215ZM223 62V61H222ZM28 63V62H27ZM36 63V64H37ZM41 63H43L42 61H41ZM47 63V62H46ZM45 63V64H46ZM219 63H220V61H219ZM66 64H70V65H68V66H65ZM179 64V63H178ZM195 64V63H194ZM200 64H202V63H200ZM205 64H207V63H205ZM223 64V63H222ZM28 65V64H27ZM38 65H37V67H38ZM43 65V64H42ZM41 65V66H42ZM48 65V64H47ZM74 65H76V66H74ZM93 65V66H92ZM183 65L185 66L186 65V63L184 64L183 63ZM213 66H214V64H212ZM216 66H217V63L215 64ZM33 66H34V63H33ZM40 66V65H39ZM203 66V65H202ZM206 66V65H205ZM219 66H221L222 67V65L221 64H219ZM28 67V66H27ZM37 67H35L34 66V68L36 69ZM46 67H48V66H46ZM178 67H179V65H178ZM197 67V66H196ZM218 67V66H217ZM216 67V68H217ZM19 68V67H18ZM45 68V67H44ZM44 68L42 67V69L44 70ZM185 68V67H184ZM186 68L187 69H189V66H187L186 65ZM205 68V67H204ZM214 68V67H213ZM24 69H31V68H24ZM87 69V70H86ZM95 69V68H94ZM93 69V70H94ZM192 69H194L193 67H192ZM200 69V68H199ZM19 70H21V69H19ZM37 70V69H36ZM86 70V71H85ZM215 70V69H214ZM219 70V68L216 70L217 72H219L218 71ZM31 71V70H30ZM30 71H28V72H30ZM41 71V70H40ZM45 71H47L46 69H45ZM184 71V70H183ZM182 71V72H183ZM203 71V70H202ZM216 71H214V73H216ZM22 72V71H21ZM25 72H27V71H25ZM26 73V76H27V74H29V73ZM31 72H33V71H31ZM210 72V71H209ZM221 72V71H220ZM223 72V71H222ZM224 72H227V71H224ZM20 73V72H19ZM197 73V72H196ZM202 73V72H201ZM200 73V75H202ZM208 73V72H207ZM213 73V74H214ZM43 74V73H42ZM45 74V73H44ZM75 74H76V76H75ZM192 74V73H191ZM190 74V71H189V75H191ZM204 74H206V73H204ZM212 74V75H213ZM224 74V73H223ZM4 75V74H3ZM25 75V74H24ZM29 75H32L31 73L29 74ZM28 75V76H29ZM37 76H38V74H36ZM73 75L75 76V78H73L72 79V77H73ZM183 75V74H182ZM185 75H186V73H185ZM187 75H188V71H187ZM186 75V76H187ZM188 75V76H189ZM216 75V74H215ZM219 74H217V76H218ZM184 76V75H183ZM198 76H199V74H198ZM211 76V75H210ZM225 76H226V74H225ZM30 77V76H29ZM28 77V78H29ZM39 77H40V75H39ZM70 77H71V80H69L70 79ZM190 77V76H189ZM191 77H192V75H191ZM190 77V78H191ZM209 77V76H208ZM213 77V76H212ZM31 78V77H30ZM69 78V79H68ZM185 78V77H184ZM188 78V77H187ZM211 78V77H210ZM219 78H224V76L223 77H219ZM4 79V78H3ZM193 80H194V78H192ZM200 79V81H201V79L202 78H199ZM26 80H27V78H26ZM25 80V81H26ZM31 80V79H30ZM183 80V79H182ZM191 80V79H190ZM190 80L189 81H187L186 80V82H190ZM197 80H198V78H197ZM1 81V80H0ZM22 81L24 82V84L25 85H22L23 83H22ZM50 81H52V82H50ZM70 81V82H69ZM195 81V80H194ZM193 81V82H194ZM207 81V80H206ZM10 82V81H9ZM52 83L51 85H50V83ZM68 82V83H67ZM191 82H192V80H191ZM208 82L209 81H207V85H208ZM7 83V82H6ZM15 83V84H16ZM27 83V82H26ZM48 83H49V85H48ZM200 83H202V82H200ZM8 84V83H7ZM16 84V85H17ZM35 84H39V86H38V89L37 88H35V90L37 89L38 91H36L37 93H35V91H34V85ZM185 84V83H184ZM188 84V83H187ZM190 84V83H189ZM196 84V83H195ZM16 85H14L13 84V88H12V92H14V91H17V92H19L18 90H17V88L15 87ZM42 85H44V87H42ZM55 87H54V86ZM192 85H193V83H192ZM197 85V84H196ZM195 85V86H196ZM4 86V85H3ZM18 86V87H19ZM200 86H201V84H200ZM6 87H7V85H6ZM49 87V88H48ZM52 87H54V88H52ZM197 87V86H196ZM11 88V87H10ZM193 88H195L194 86H193ZM8 89H9V86H8ZM13 89H16V90H13ZM20 89V88H19ZM28 89H29V92H28ZM197 89V88H196ZM6 90V89H5ZM9 90H11V89H9ZM8 90V91H9ZM198 90H196V91H198ZM208 90V89H207ZM66 91L67 92H69V94L68 93H66ZM198 91V92H199ZM23 92V91H22ZM63 92H65V93H63ZM9 93V92H8ZM60 93H62V95L60 96ZM4 94V93H3ZM66 94H68V95H66ZM11 95H14V94H11ZM59 95V97L56 99V96H58ZM12 98L14 97V98H16L15 96H11ZM38 97V98H37ZM227 97H229V99L227 98ZM245 97V98H246ZM5 98V97H4ZM11 98V99H12ZM28 98V99H29ZM72 98H74L75 99V101L78 103V106H75V107H69L68 106V101L70 100V99H72ZM1 99H2V97H1ZM1 99H0V104H1ZM200 98L198 99V100H201ZM16 100H18V98H16ZM27 100V98H25V101ZM36 100H38V101H36ZM36 101V102H35ZM182 101V102H181ZM11 102H12V100H11ZM11 102H8L10 105H8L9 106V108H10V106H11ZM38 102H39V106H37L38 105ZM196 102H198V101H196ZM202 101H200V103H201ZM204 102V103H205ZM18 103V104H17ZM204 103H202V104H204ZM260 104V105H257V104ZM3 105H4V103H3ZM15 107V106H14ZM194 107V106H193ZM197 107H199V106H197ZM200 108V107H199ZM199 108H198V111H197V115H199L198 113H200V111L203 109V107H201L200 108V111H199ZM260 108V107H259ZM261 108L260 109H258V111L260 112V110H261ZM206 109V108H205ZM196 110V109H195ZM194 110V111H195ZM204 110V109H203ZM5 111V110H4ZM184 111H188L187 113H188V118H185V119H188L187 121H184V123H182L183 125H182V127L180 126V119H182V118H180V116L182 115H184L183 113H184ZM206 111V110H205ZM262 111V110H261ZM6 112V111H5ZM202 112H204V111H202ZM7 113V112H6ZM5 113V114H6ZM186 113V114H187ZM205 113V112H204ZM202 114V113H201ZM209 114V115H210ZM259 114V113H258ZM7 115V114H6ZM9 115V114H8ZM7 115V116H8ZM16 115V116H15ZM194 115H196V114H194ZM253 115V114H252ZM262 115V114H261ZM202 116V115H201ZM208 116V115H207ZM9 117H10V115H9ZM16 117V118H15ZM186 117H187V115H186ZM200 117V116H199ZM209 117V116H208ZM263 117V116H262ZM262 117H260V118H262ZM198 118V117H197ZM210 118H211V116H210ZM224 118V117H223ZM264 118V117H263ZM212 119V118H211ZM184 120V119H183ZM209 120V119H208ZM0 122L2 123H4V118H3V115H2V109L0 108ZM186 122V123H185ZM10 123V124H11ZM16 123V124H15ZM19 123V124H18ZM14 124V125H13ZM4 125V124H3ZM5 125H6V123H5ZM4 125V126H5ZM17 125L18 126H20V127H17ZM9 126V128H10V126L11 125H8ZM7 126V127H8ZM14 126V127H13ZM180 126V127H179ZM194 126L196 127V128H194ZM6 127V126H5ZM24 127V126H23ZM264 128V127H263ZM6 130H2L3 132H9V130H7L8 128H5ZM210 129H207L208 131L210 130ZM197 130H199V128L197 129ZM1 131V132H2ZM16 131V134L15 135H18V132ZM21 131H23V130H21ZM28 131H30V129H28ZM28 131H24L25 133H27ZM41 131V132H40ZM2 132V133H3ZM10 132V133H11ZM39 132H40V136H37V135H39ZM199 132V135H201V130L200 131H198ZM198 132H197V134H198ZM1 133V134H2ZM10 133H9V135H10ZM31 133H33V134H35V131L34 132H32L31 131ZM4 134V133H3ZM13 134L12 135H10V136H13ZM23 134L24 133H22V135H19V138H20V136H23ZM28 134V133H27ZM27 134L25 135V138L27 139L28 138V136H31V135H28L27 136ZM30 134V133H29ZM207 134V133H206ZM218 134L220 135L219 137H218ZM27 136V137H26ZM33 136V135H32ZM37 136V137H36ZM204 136H205V134H204ZM43 137V136H42ZM3 138V137H2ZM5 138H7V137H5ZM19 138L17 139V137H16V140H19ZM30 139H31V137H29ZM28 138V140H26L27 141V145H28V143L30 144V142L32 143V141H30V139ZM12 139V138H11ZM23 139V143H20L21 144V146H22V144H23V148L21 147V153L18 151V153H20V155L21 154H23V149H24V147H25V140H24V137H22L20 140H22ZM31 139V140H32ZM43 139V138H42ZM257 139V138H256ZM14 140V139H13ZM12 140V141H13ZM16 140H14V141H16ZM19 140V142H21ZM28 141H30V142H28ZM41 141L42 140H40V142L39 143H41ZM217 142V141H216ZM215 142V143H216ZM10 143H12L11 141H10ZM10 143H8V144H10ZM45 143H43L42 142V144L44 145ZM260 143V142H259ZM7 144V145H8ZM15 144V142L12 144V145H14ZM16 144H18V141H16ZM16 144H15V146H16ZM25 144V145H24ZM35 144H37V143H34V145H33V143H32V146H34V147H36V145ZM217 144V143H216ZM250 144H252L251 142H250ZM253 144L255 145V143H254V141H253ZM11 145V144H10ZM10 145H8V147L10 146ZM12 145L10 146V148L12 147ZM41 145V144H40ZM42 145V146H43ZM14 146V147H15ZM19 147H20V145H18ZM18 146H17V148L14 150H12V152L14 151V152H16L17 153V151L16 150H18ZM29 146V147H28ZM27 147H25V148H27V150L25 149V152H26V154H27V152H28V148L29 149H32L31 151H32V155L30 154H28L27 156H21L20 157V155H19V158H20V161L22 162V160H24V162H22V163H26V157H29L30 156V160L32 159H34V157L35 158H37V156L38 155H35L33 152L35 151V149H36V151L35 152H38L39 150H40V152L38 153V154H40V153H42L41 155H43L44 154V152H41V151H43V149L41 150V148L40 147H38V145H37V147L36 148H34L33 149V147L31 146V145H28ZM30 146H31V148H30ZM44 146H46V145H44ZM218 146V145H217ZM216 146V147H217ZM252 146V145H251ZM7 147V148H8ZM4 148V147H3ZM37 148L39 149L38 151H37ZM49 148V149H50ZM200 148H201V146H200ZM20 149V148H19ZM202 149V148H201ZM204 149V150H205ZM203 150V149H202ZM9 151H11V150H9ZM30 151V152H31ZM47 151H50V150H47ZM47 151H45V155H46V152ZM214 151V150H213ZM14 152H13V156L15 155L14 154ZM11 153V152H10ZM201 153V152H200ZM200 153H199V155H200ZM33 154L35 155L34 157H33ZM10 155V154H9ZM11 155H12V153H11ZM198 155V156H199ZM202 155V154H201ZM32 156V157H31ZM203 156H204V154H203ZM2 157V156H1ZM12 157V156H11ZM10 157V158H11ZM39 157H40V155H39ZM42 158L41 159H44L43 161H44V163H47V160L45 161V158H43V156H41ZM5 158H6V156H5ZM16 158H18V155H17V157ZM47 158V159H48ZM201 158V157H200ZM214 158V157H213ZM213 158H212V161H213ZM13 159V158H12ZM22 159V160H21ZM50 159H49V161H50ZM198 159V158H197ZM6 160V159H5ZM29 160V161H30ZM31 160V161H32ZM36 160H38V158L36 159ZM36 160H33L34 161V163H35V165H36ZM201 160H202V158H201ZM12 161H15V158H14V160H12ZM19 161V162H20ZM27 161H28V159H27ZM29 161H28V163H26V164H30L29 163ZM32 161V162H33ZM39 161V163L37 164L38 166H40L41 164H42V162H40V159L38 160ZM42 161V160H41ZM198 161V160H197ZM195 162V163H198V162ZM203 161V160H202ZM16 162H17V160H16ZM32 162H31V165H33L32 164ZM51 162V161H50ZM201 162V161H200ZM22 163H20V165L22 164ZM147 163V164H146ZM153 163V164H152ZM13 164V163H12ZM17 164H19V163H17ZM25 164V165H26ZM117 164H120V165H117ZM1 165V164H0ZM5 165V164H4ZM36 165V166H37ZM130 165V166H131ZM149 165V164H148ZM146 166L145 168V171L149 168V166ZM198 165V164H197ZM196 165V166H197ZM24 166V165H23ZM23 166H19V170L21 169V171L20 172H23V174L25 173V168H26V166L24 167V169H23ZM55 166V165H54ZM64 166V165H63ZM96 166V167H97ZM116 166H115V168H116ZM131 166V167H132ZM156 166V167H157ZM194 166V167H193ZM16 167V166H15ZM29 167H32V166H30V165H27V168H29ZM35 167V166H34ZM34 167H33V169H34ZM95 167V166H94ZM94 167H92V168H94ZM104 167V168H105ZM81 168H83L82 166H81ZM107 168V169H108ZM116 168L117 169V171L116 170H114V171H116L115 173H117L118 172V170H123V167H121V169L119 168ZM127 168V167H126ZM125 168V169H126ZM23 169V170H22ZM57 169V168H56ZM55 169V170H56ZM112 169H114L113 168V166H112ZM111 169V170H112ZM193 169V170H192ZM29 170H30V168H29ZM29 170H28V174L30 175V173H29ZM35 170V169H34ZM39 171L41 170V168L40 169H38ZM48 170V169H47ZM51 170V169H50ZM54 170V171H55ZM61 170V169H60ZM89 170V172H90V169H88ZM88 170H87V172H88ZM102 172H104L106 169H100ZM111 170H109V171H111ZM127 170V169H126ZM129 170H130V168L128 167V172H129ZM11 171V170H10ZM18 170H16V173L18 174L19 172H17ZM38 171V173L39 174H41V171L39 172ZM43 171V170H42ZM51 171H53V169L51 170ZM51 171H50V173H49V175L51 176ZM93 171V170H92ZM95 171H97V169L95 170ZM99 171V170H98ZM100 171V173L101 174H105V173H102ZM113 171V170H112ZM124 171V170H123ZM135 171H136V169H135ZM142 171V170H141ZM144 171V170H143ZM142 171V172H143ZM193 171V172H192ZM195 171H196V169H195ZM65 172V171H64ZM69 172H71V174L69 173ZM107 172H108V170H107ZM122 172V171H121ZM131 172V171H130ZM199 172V171H198ZM35 174L37 173V172H34ZM90 173H92V172H90ZM110 174H111V172H109ZM112 173H114V172H112ZM114 173V174H115ZM135 173H138V171H136ZM140 173V172H139ZM137 174L136 176L139 178L140 177V179H141V176H143L142 174H141V176H140V174ZM145 173V174H146ZM196 173V172H195ZM4 174V173H3ZM22 174V173H21ZM38 174V176H39V178L41 179V177H40V175ZM68 174H70L71 175V177H69L68 176ZM121 174V173H120ZM120 174L119 173H117V174H115V176L116 175H119V177L118 176H116L117 178H120ZM124 174V172L121 174V175H123ZM126 174V173H125ZM125 174L121 177L122 178V180H123V177L125 176ZM144 174V173H143ZM197 174V173H196ZM19 175H20V173H19ZM27 175V174H26ZM41 175H43V177L44 178H42V179H45V176H46V174L44 175V173L42 172V174ZM54 174H52V176H53ZM112 175V174H111ZM139 175V176H138ZM5 176V175H4ZM47 176H48V174H47ZM47 176H46V178H47ZM49 176V177H50ZM54 176H56V175H54ZM77 176V177H78ZM157 176V177H158ZM197 176V175H196ZM18 177V176H17ZM26 177V176H25ZM114 177V176H113ZM112 177V178H113ZM127 177V176H126ZM147 177V179L149 180V179H152V177L150 178L149 176H146ZM145 177V178H146ZM10 178V177H9ZM19 178V177H18ZM18 178H16V179H18ZM28 178H30V177H28ZM86 180H85V179ZM132 178V177H131ZM130 178V179H131ZM135 178V177H134ZM142 178H144V177H142ZM155 178L156 177H153V179H154V184L152 185V184H148L149 186V188L147 187V184L145 185L147 188L146 189H150L152 186H155V183H156V187H157V182L155 181ZM20 179L21 178H19V181H20ZM25 179H27V178H22L21 180L22 181H20V183H21V185H22V183H26L25 181H23V180H25ZM32 178H30L29 179V183H28V185L27 184H25V185H23V186H26V187H30V180H31ZM41 179V180H42ZM58 179V178H57ZM61 179H62V176H61ZM101 180V182H100V180ZM110 179V178H109ZM115 179V178H114ZM127 179V178H126ZM136 179V178H135ZM146 179V181L148 182V180ZM28 180V179H27ZM34 180H37L38 182H39V180H38V178L37 179H34V177H33V180H31V181H34ZM41 180H40V182H41ZM47 180V179H46ZM50 180V179H49ZM51 180H53L52 178H51ZM106 180V179H105ZM133 180V179H132ZM160 182H159V181ZM195 180V179H194ZM194 180H193V182H194ZM18 181V180H17ZM17 181H15L16 183H17ZM18 181V182H19ZM117 181V180H116ZM124 181V180H123ZM126 181V180H125ZM130 181V180H129ZM136 181H138V179H136ZM151 181V180H150ZM153 181V180H152ZM151 181V182H152ZM43 182V181H42ZM42 182L41 183H39V184H42ZM53 182H55V181H53ZM61 182H62V180H61ZM113 182V181H112ZM122 182V181H121ZM131 182V181H130ZM133 182V181H132ZM131 182V183H132ZM135 182V181H134ZM146 182V183H147ZM150 182V183H151ZM196 182V181H195ZM11 183V182H10ZM32 183V182H31ZM37 183V182H36ZM48 183V182H47ZM129 183V182H128ZM127 183V184H128ZM144 183V182H143ZM149 183V182H148ZM6 184V183H5ZM8 184V183H7ZM19 183H17V185H18ZM33 184V187H34V184H35V182H33L32 183ZM87 184V185H86ZM110 184H111V182H110ZM109 184V185H110ZM119 184H120V182H119ZM123 184V183H122ZM126 184V183H125ZM126 184V185H127ZM130 184V183H129ZM192 184H194V183H192ZM53 185V186H54ZM85 185L88 187V188H85ZM124 185V184H123ZM125 185V186H126ZM131 185V184H130ZM132 185H133V183H132ZM174 185H176V189L174 190V191H170V190H172L173 188H174ZM19 186V185H18ZM17 186V187H18ZM42 186V185H41ZM43 186V187H44ZM52 186V187H53ZM113 186H117V185H113ZM143 186V185H142ZM172 186H173V188H172ZM99 187L101 188V189H106L108 192H109V194H110V192L112 193H114V195H113V193H112V195H111V199H113L112 198V196H115V195H118L119 197L118 198H116V197H114L115 199H113V200H109V198H110V195L107 193V191L105 192V193H107L104 197H102V196H100L99 195V193L97 194L96 192H98V190H99ZM131 187V186H130ZM19 188V187H18ZM28 188H27V190H28ZM31 189H33L32 188V185H31V187H30ZM29 188V190L27 191L28 193H30V192H33L34 191V193H35V195H37L38 193H39V191H38V193L37 192H35V187H34V189H33V191H30L31 189ZM118 188V187H117ZM116 188V189H117ZM120 188H122V187H119L118 188V190L120 189ZM132 188H134L133 186H132ZM143 188H144V186H143ZM113 189V188H112ZM19 190V189H18ZM47 190V191H46ZM120 190H123V188L122 189H120ZM155 190H158V187L157 188H155ZM30 191V192H29ZM105 191V190H104ZM103 191V192H104ZM123 191H126L125 190V188H124V190ZM128 191V190H127ZM19 193H20V191H18ZM42 192V193H43ZM102 192V191H101ZM119 192H121V191H119ZM118 192V193H119ZM6 193V192H5ZM22 193V192H21ZM24 193H25V191H24ZM122 193V192H121ZM181 193H182V195H181ZM50 194V193H49ZM98 196H97V195ZM101 194H103L104 195V193H101ZM130 195H131V193H129ZM30 195H32V193L30 194ZM35 195L33 196L34 198H35ZM40 195H42L41 193H40ZM42 195V198L44 197ZM124 195H126L127 196V193H125ZM20 196V195H19ZM29 196V195H28ZM28 196H22L21 195V197H27L28 198ZM100 196V197H99ZM109 197V198H107V197ZM163 196V197H162ZM21 197H19V198H21ZM39 197V196H38ZM101 197H102V199H101ZM106 197V198H105ZM124 197V196H123ZM131 197V196H130ZM19 198H17V201H19L20 199ZM25 198L23 199V200H25ZM41 198V196H40V199H42ZM57 198H61V199H57ZM82 198H84V196L82 197ZM165 198V199H164ZM15 199H16V197H15ZM29 199V198H28ZM33 199V198H32ZM44 199V198H43ZM42 199V200H43ZM155 199V198H154ZM41 200V201H42ZM162 200V199H161ZM226 200V199H225ZM230 200V199H229ZM234 200V199H233ZM35 201H36V199H35ZM34 200H33V202H35ZM38 201H40V200H38ZM40 201V202H41ZM47 201H48V199H47ZM53 201H54V199H53ZM64 201H65V203H64ZM106 201V202H105ZM149 201V200H148ZM156 201V200H155ZM46 201L44 200V203H45ZM88 202H89V205H87L88 204ZM119 202V201H118ZM118 202H117V204L116 205H118L117 207L119 208V209H121L120 207H119V205H120V203L118 204ZM125 202V201H124ZM154 202V201H153ZM153 202L152 203H150V204H153ZM231 202H232V200H231ZM241 202V201H240ZM21 203H22V200H21ZM35 203H37V202H35ZM41 203H43V201L41 202ZM48 202H46V204H47ZM49 203V204H50ZM157 203H159V202H157ZM229 203V202H228ZM17 204V203H16ZM24 204H25V206L26 205H28V203L26 204V203H24L23 202V205H18L19 207V210L20 209H24L23 208V206H24ZM30 204V203H29ZM62 204H59L60 206L59 207H65L64 205H62ZM77 204V205H76ZM79 204V205H78ZM103 204V205H102ZM150 204L148 205V206H150ZM236 204V203H235ZM31 205V207L34 209V207H35V204H33L34 205V207L32 206V204H30ZM42 204H40V205H36V206H39V207H41V209L42 208H44V206L42 207L41 206ZM62 205V206H61ZM70 205H71V203H70ZM109 205H111V204H108V205H106V206H109ZM147 205V204H146ZM160 205V204H159ZM24 206V207H25ZM48 206V205H47ZM50 206V205H49ZM58 206V205H57ZM76 206H78V207H76ZM80 206H81V208H80ZM102 206H103V209H102ZM105 206V207H106ZM143 206V205H142ZM145 206V205H144ZM144 206L142 207V208H144ZM147 206V207H148ZM156 206V205H155ZM227 206V205H226ZM39 207H37V210L35 211V210H33L32 208H30L29 206H28V208L27 207H25L26 209H24V210H26V211H20L21 212V214L22 213H25V212H28L29 210H31L32 209V211L34 212V221H36L37 222V218H39V216L37 217V215L35 214L37 211H39L38 209H39ZM68 207V206H67ZM72 207V208H73ZM113 208H111V209H114V205L112 206ZM232 207V206H231ZM30 208V209H29ZM46 208H49V207H46ZM66 208V207H65ZM71 208V209H72ZM141 207H139V209H142ZM150 208V207H149ZM153 208V207H152ZM219 208V207H218ZM244 208V207H243ZM55 209H56V207H55ZM67 210L69 209V208H66ZM65 209V210H66ZM102 210V212H101V210ZM234 209V208H233ZM237 209V208H236ZM235 209V210H236ZM45 211V208L44 209H42L41 211ZM50 210L51 209H49V212H50ZM52 210H54V209H52ZM124 210V209H123ZM230 210V209H229ZM41 211H39L40 213L39 214H41L42 212ZM46 211H47V209H46ZM45 211V214L48 212H46ZM59 211H61V212H59ZM76 211V212H75ZM110 211V210H109ZM151 211H152V209H151ZM223 211H224V209H223ZM222 211V212H223ZM233 211V210H232ZM65 212H67V211H64V213ZM98 212H100V214L98 213ZM112 212V211H111ZM136 212V211H135ZM137 212L139 213V211L137 210ZM145 212V211H144ZM32 213V212H31ZM30 212H28V213H26V214H28V216H29V214H31ZM54 212L53 211H51L50 212V214H53ZM57 213V212H56ZM60 213V214H59ZM63 213V214H64ZM72 212H70L69 213V215L71 214ZM110 213V212H109ZM108 212H107V215L109 214ZM119 213V212H118ZM155 212H153V215L154 216H156V214H154ZM26 214H22V216L24 215H26ZM38 214V213H37ZM45 214H43V216H46ZM49 214V213H48ZM49 214V215H50ZM62 214V209L61 210H58V214L57 215H59V217H61L60 215ZM66 214V213H65ZM99 214V215H98ZM114 214V213H113ZM113 214L111 215V216H113ZM120 214V213H119ZM121 214H122V212H121ZM137 214V213H136ZM145 213H143V211H142V213L140 214L139 213V215L141 216H143ZM151 214V213H150ZM160 214H162V215H160ZM218 214H220V213H218ZM223 214V213H222ZM221 214V215H222ZM56 215V216H57ZM105 215V214H104ZM106 215V216H107ZM115 215V214H114ZM138 215V214H137ZM138 215V216H139ZM153 215H152V217H153ZM21 216V215H20ZM27 216V217H28ZM33 216L32 217H30V218H28V219H33ZM37 218H36V217ZM41 216H42V214H41ZM51 216V215H50ZM53 216V215H52ZM99 216V217H98ZM136 216V215H135ZM137 216V217H138ZM142 216H141V218H142ZM226 216V213H224L223 214V218ZM26 216H25V218H27ZM47 217V216H46ZM66 217V216H65ZM152 217L151 218H149V221L151 222H153V220H155V221H157L156 219L158 218H154L153 217V219H152ZM218 217V216H217ZM222 217V216H221ZM23 218V217H22ZM24 218V219H25ZM36 218V219H35ZM43 218V217H42ZM51 218V217H50ZM57 218H58V216H57ZM69 218H68V216H67V219L69 220ZM98 218H100V220L101 221H103L104 220V223L102 224V222L100 221V224L98 223L99 222V220H98ZM139 219H141L140 217H138ZM24 219H23V223L25 224V225H27L28 224V222L29 221H27L26 222V220H28V219H26L25 220V222L27 223H25L24 222ZM47 219V218H46ZM54 219V218H53ZM134 219V218H133ZM147 219V218H146ZM152 219V220H151ZM221 219V218H220ZM40 220H41V218H40ZM40 220H39V222H40ZM43 220H45V219H43ZM55 220H56V218H55ZM58 220H59V218H58ZM57 220V221H58ZM115 220V219H114ZM127 219H125V221H126ZM137 220V219H136ZM159 220V219H158ZM176 220V219H175ZM47 222H50L48 219L46 220ZM56 221V222H57ZM107 221V222H106ZM109 221V222H108ZM127 221H129V220H127ZM131 221V223H132V225H135L136 223V221L134 222L133 220H130ZM129 221V222H130ZM134 222V224H133V222ZM138 221V220H137ZM144 221V220H143ZM142 221V222H143ZM168 222V223H172V222ZM216 221V220H215ZM224 221V220H223ZM233 221V220H232ZM32 222V221H31ZM31 222H29V228H32V227H34V225H32L31 226ZM38 222V223H39ZM43 222V221H42ZM47 222H46V224H47ZM60 222H61V220H60ZM60 222L58 221L57 223L58 224H55V227L54 228H56V225H58L59 226V224H60ZM116 222V221H115ZM128 222V223H129ZM139 222V221H138ZM137 222V223H138ZM148 222V221H147ZM149 222V223H150ZM217 222V221H216ZM34 223V222H33ZM32 223V224H33ZM38 223H37V225H38ZM44 223V222H43ZM52 223V222H51ZM62 223H64V222H61V224ZM112 223H113V220H112ZM146 223V222H145ZM149 223H147V225L149 224ZM158 223V222H157ZM160 223H159V226H160ZM41 224V223H40ZM45 224V223H44ZM103 226H102V225ZM140 224V223H139ZM153 224V223H152ZM221 224V223H220ZM19 225V224H18ZM23 225V224H22ZM24 225V226H25ZM36 225V224H35ZM48 225H50V223L48 224ZM65 225L67 226L68 224H66L65 223ZM99 225V226H98ZM100 225L102 226L101 228H100ZM110 225H112V227L114 228V226H113V224H111V222H110ZM121 225V224H120ZM123 225V224H122ZM132 225H130V227L132 226ZM158 225V224H157ZM171 226H172V224H170ZM216 225V224H215ZM229 225H231V224H229ZM23 226V227H24ZM31 226V227H30ZM44 226H46V225H44ZM51 226V225H50ZM57 226V228L56 229H58V228H60V227H58ZM69 226H70V223H69ZM98 226V227H97ZM115 226H116V224H115ZM124 226V225H123ZM123 226H119L120 228L121 227H123ZM138 226V225H137ZM171 226H167V228L168 227H171ZM218 226V225H217ZM22 227V228H23ZM28 226H26V228H27ZM37 227L38 226H36V229H37ZM63 227H65L64 225H63ZM119 227H117V229H114L115 230V233L118 231V229H120ZM133 227L134 226H132V229H133ZM158 227V226H157ZM215 227V226H214ZM230 227L232 228V229H234L233 227H232V225L231 226H227V224H223L222 226H221V232L219 233L220 235H222L223 233H224V238L225 239H228V236H229V238L230 239H228L229 241L232 239L234 242H235V240L236 241H238V242H242L241 244H243V241H244V239H245V236H243V234L241 235V234H237V233H241V231L242 230H240V232H239V230H238V232H236V236L235 235H231L230 233H231V231L233 232V233H235L233 230H229L230 229ZM26 228H24V229H26ZM41 228V227H40ZM67 229L69 228V227H66ZM66 228H64V229H66ZM98 228V229H97ZM104 228V229H105ZM110 228H111V226H110ZM109 228V229H110ZM125 228V230H126V227H123V228H121V229H124ZM219 228V227H218ZM22 230V231H24V234H25V230ZM34 229V228H33ZM45 229V228H44ZM62 230H63V228H61ZM97 229V230H96ZM135 229V228H134ZM158 229V228H157ZM161 229V228H160ZM171 229V228H170ZM38 230V229H37ZM42 230V229H41ZM50 230H51V228H50ZM58 230H60V229H58ZM71 230L69 229L68 231H70V233H72L71 232ZM111 230H112V228H111ZM113 230V231H114ZM137 230H138V228H137ZM168 230V229H167ZM28 231V232H27ZM43 231V230H42ZM47 231V230H46ZM57 231V230H56ZM61 231V230H60ZM64 232H66V233H69L67 230H63ZM109 231V230H108ZM108 231H106L107 233H109ZM135 231V230H134ZM156 231V230H155ZM170 231V230H169ZM168 231V232H169ZM230 231V232H229ZM31 232V235L33 234V231H30ZM35 232V231H34ZM38 232H39V230H38ZM50 232H52V230L50 231ZM54 232V231H53ZM52 232V233H53ZM62 232V231H61ZM60 232V233H61ZM129 232H131L130 230H129ZM138 232V231H137ZM26 233H28L29 235H30V233H29V229L28 230H26ZM40 233V232H39ZM38 233V235H40ZM44 233H45V231H44ZM55 233V232H54ZM57 233V232H56ZM60 233H57L59 236H63L64 235V233L63 234H60ZM112 233V232H111ZM114 233V234H115ZM118 233V232H117ZM116 233V234H117ZM136 233V232H135ZM142 233V232H141ZM152 233V232H151ZM165 233H166V230H165ZM246 233H248V232H246ZM245 233V234H246ZM262 233V232H261ZM35 234H37V232H35ZM34 234V237H36V235ZM131 234V233H130ZM249 234V233H248ZM28 235V236H29ZM38 235H37V238H38ZM48 235V234H47ZM46 235V236H47ZM54 235V237H55V234H53ZM53 235L52 236H47L48 238H49V241H50V237H52L53 238ZM58 235H57V237H58ZM109 236H110V234H108ZM118 235V234H117ZM125 235V234H124ZM156 235V234H155ZM164 235V234H163ZM28 236H26V237H28ZM33 236V235H32ZM96 236V235H95ZM99 236H101V237H103V236H105V235H102V234H100ZM119 236H120V238L122 237L121 235H120V233H119ZM140 236V235H139ZM149 236V235H148ZM148 236H147V238H148ZM162 236V235H161ZM235 236V237H234ZM264 236V235H263ZM21 237V236H20ZM26 237H25V239H26ZM30 237V236H29ZM45 237V235L43 234V238H42V236H41V238L42 239H44V245H47V244H45L46 243V239H48V238H44ZM65 237V238H66ZM94 237V236H93ZM101 237L99 238V237H94V238H98L99 240H100V242H101V240L103 241V239H101ZM106 237V236H105ZM105 237H104V240L106 241V243H107V241H108V243L110 244V243H112V241H110V240H108L107 238L105 239ZM124 238H126L125 236H123ZM122 237V238H123ZM135 237V236H134ZM152 237V236H151ZM243 237H244V239H243ZM41 238H38V240L39 239H41ZM56 238V237H55ZM119 238V241H122L121 239ZM133 238V237H132ZM166 238V237H165ZM165 238H163V239H165ZM248 238V237H247ZM58 239V238H57ZM59 239H61V238H59ZM116 239V238H115ZM138 239V238H137ZM141 239V238H140ZM143 239V238H142ZM144 239H145V236H144ZM150 239V238H149ZM149 239H147L146 241L148 242V241H150ZM163 239H161V240H163ZM166 239H168V238H166ZM174 239V238H173ZM27 240H29V244H30V239L29 238H27ZM32 242L34 243L35 241H33V237H32ZM37 240V242H36V246H38V245H40V240L38 241ZM53 240H54V238H53ZM92 240V239H91ZM95 241H96V239H94ZM99 240L97 241V242H99ZM113 240V239H112ZM118 240V239H117ZM231 240V241H232ZM253 240H255V237H253V238H251L249 241H248V243H246V244H250L251 242H253V245L256 243L255 241H253ZM24 241V240H23ZM26 241V240H25ZM54 241H56L57 243V245H59L60 243L59 242H61V244H63V242L62 241H57L56 239L54 240ZM159 241V240H158ZM27 242V241H26ZM91 242V244H89ZM99 242V243H100ZM104 242V241H103ZM117 241H115V243H116ZM126 242V241H125ZM133 242V241H132ZM131 242V243H132ZM137 242H139L138 240H137ZM162 242V241H161ZM238 242L236 243V244H238ZM33 243L32 244H30V245H32V248L35 246H33ZM42 244H43V241L41 242ZM47 243H51L52 244V242L50 241V242H48V240H47ZM98 243V244H99ZM102 243V242H101ZM100 243V244H101ZM107 243V244H108ZM118 243V242H117ZM117 243H116V245H117ZM122 243V242H121ZM120 243V244H121ZM128 243H130V241L128 242ZM140 243H142V242H140ZM140 243H138V245H141ZM177 243V242H176ZM233 243V242H232ZM239 243V244H240ZM245 243V242H244ZM29 244H27V245H29ZM50 244V245H51ZM56 244H52V245H55L56 246ZM72 244V245H71ZM103 244V243H102ZM100 245V249L102 248V247H105V245ZM104 244H105V242H104ZM146 244V243H145ZM153 244V243H152ZM158 244V243H157ZM162 244H164V243H162ZM165 244H166V242H165ZM224 244V243H223ZM234 244V243H233ZM52 245L51 246H49V248L50 247H52ZM93 245V244H92ZM111 245V244H110ZM122 245V244H121ZM123 245H125L124 243H123ZM126 245H127V243H126ZM170 245V244H169ZM168 245V246H169ZM41 246V245H40ZM43 246V245H42ZM68 246H66V247H68ZM71 246V247H70ZM94 247L92 248L91 247V250L93 249V251L95 250L96 251V249H97V251H98V246H96V244L95 245H93ZM102 246V247H101ZM109 246V245H108ZM145 246V245H144ZM143 246V247H144ZM171 246V245H170ZM221 246V245H220ZM223 246V245H222ZM245 246V245H244ZM244 246H242V247H244ZM247 246V245H246ZM44 247V249L46 248L47 249V246H43ZM66 247H64V248H66ZM95 247H96V249H95ZM112 247H113V250L115 249L116 250V248H115V246L113 245V243H112ZM118 247V246H117ZM132 247V246H131ZM148 247V246H147ZM172 247V246H171ZM28 248H30V249H32L30 246L28 247ZM38 248H40L41 250H43L41 247H38ZM36 249V247H35V249L36 250H40V249ZM49 248H48V250H49ZM61 249L62 247H61V245H60V248L57 246L56 247V249ZM106 248V247H105ZM109 248H111V246H109ZM126 248V247H125ZM149 248V247H148ZM166 248H167V246H166ZM246 248V247H245ZM29 249V250H30ZM100 249H99V251H100ZM103 249V248H102ZM102 249H101V251H102ZM112 249V248H111ZM124 249V248H123ZM134 249H135V247H134ZM33 250H34V248H33ZM35 250V251H36ZM41 250H40V252L39 251H36L37 252V254L39 253H41ZM51 250V249H50ZM49 250V251H50ZM84 250H85V252H84ZM114 250V251H115ZM171 250V249H170ZM248 250H250V249H248ZM264 250V249H263ZM55 251H57V250H55ZM114 251H112V252H110V253H114ZM117 252H118V250H116ZM145 251V250H144ZM82 252H84L83 253V255H81L82 254ZM105 254L108 252H106V251H103ZM126 252V251H125ZM130 252V251H129ZM134 252V251H133ZM246 252H248V251H246ZM250 252V251H249ZM252 252V251H251ZM32 253H34V251H32ZM31 253V254H32ZM93 253V252H92ZM92 253H90V254H92ZM96 253V252H95ZM99 253V254H98ZM42 254H43V252L40 254V256H38V255H36V253H34V255H36L37 257H39V260H43L44 258L45 259H47V260H45L44 261V263L45 262H47L48 261V258L50 257V255H49V253H48V255H49V257L47 256V254L45 255V257H43V259H41L42 258ZM51 254V253H50ZM61 253H59V256H61V255H63L64 253H62L61 255H60ZM89 254V253H88ZM97 254L98 255H101L102 257L104 256V254L101 252V254H100V252H97ZM115 254H117L116 252L114 253V255L113 256H116ZM121 254V253H120ZM127 254V253H126ZM131 254V253H130ZM33 255V254H32ZM97 255V256H98ZM110 254H109V252L107 253V255L105 256V257H107V256H109ZM134 255V254H133ZM166 255V254H165ZM55 255H53L52 256V258L54 257ZM58 256V255H57ZM59 256H58V258H59ZM67 256V255H66ZM90 256V255H89ZM96 256V257H97ZM100 256V257H101ZM112 256V254L110 255V258L111 257H113ZM145 256V255H144ZM35 257V256H34ZM68 257V258H69ZM88 257V256H87ZM91 257V256H90ZM92 257H94V255L92 256ZM91 257V258H92ZM100 257L98 256V258H99V260H100ZM101 257V258H102ZM118 257V256H117ZM147 257V256H146ZM154 257V256H153ZM165 257V256H164ZM60 258H65V254H64V257H60ZM89 259V257H88V259L87 258H85L86 259V261L87 260H91L92 261V259ZM108 259H110L109 257H107ZM124 258V257H123ZM158 258V257H157ZM50 259V258H49ZM55 259H56V256H55ZM62 259H60L59 260V262L61 263V262H66L67 260L66 259H64V260H62ZM102 259H104V257L102 258ZM172 259V258H171ZM69 261H70V259H68ZM96 259H94V262H96L95 261ZM98 260V261H99ZM111 260V259H110ZM118 260V259H117ZM141 260V259H140ZM144 260V259H143ZM152 260V259H151ZM150 260V261H151ZM57 261V259L55 260V262ZM68 261V262H69ZM85 261V262H86ZM97 261V262H98ZM105 261V263H106V260H104ZM121 261V260H120ZM120 261H119V264H120ZM155 261V260H154ZM59 262L57 263L56 262V264H59ZM68 262L66 263V264H68ZM88 263L90 262V261H87ZM100 262H103V260L102 261H100ZM111 262V261H110ZM117 262V261H116ZM34 263V262H33ZM41 263L42 264H44L42 261H41ZM48 263H50V260L47 262V264ZM70 263V262H69ZM93 262H91V264H92ZM112 263V262H111ZM142 263V262H141ZM50 264H52V262L50 263ZM61 264H63V263H61ZM71 264V263H70ZM90 264V263H89ZM94 264H96V263H94ZM97 264H100V263H97ZM102 264V263H101ZM103 264H104V262H103ZM106 264H108V262L106 263ZM124 264V263H123ZM156 264V263H155Z\"/></svg>",
    "mask_w": 264,
    "mask_h": 264
}]
</instances>
